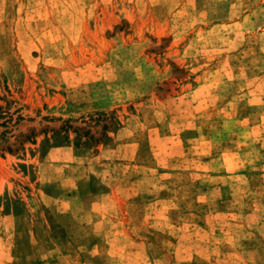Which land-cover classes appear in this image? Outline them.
Returning a JSON list of instances; mask_svg holds the SVG:
<instances>
[{
    "label": "rangeland",
    "instance_id": "1",
    "mask_svg": "<svg viewBox=\"0 0 264 264\" xmlns=\"http://www.w3.org/2000/svg\"><path fill=\"white\" fill-rule=\"evenodd\" d=\"M0 264H264V0H0Z\"/></svg>",
    "mask_w": 264,
    "mask_h": 264
}]
</instances>
